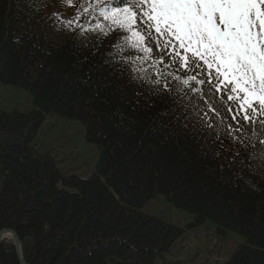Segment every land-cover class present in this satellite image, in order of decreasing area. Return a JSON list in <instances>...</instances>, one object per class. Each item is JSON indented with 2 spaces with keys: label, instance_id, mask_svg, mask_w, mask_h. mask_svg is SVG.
<instances>
[{
  "label": "trees",
  "instance_id": "trees-1",
  "mask_svg": "<svg viewBox=\"0 0 264 264\" xmlns=\"http://www.w3.org/2000/svg\"><path fill=\"white\" fill-rule=\"evenodd\" d=\"M98 8L97 0H0V85L32 98L28 111L0 109V230L15 231L28 264H178L156 261L184 241L189 256L208 220L242 238L219 264H264V173L235 163L242 148L235 133L223 135L227 120L201 144L161 127L167 97L137 104L123 55L129 36L110 20L90 24ZM144 59L132 58L133 72L151 67ZM52 114L79 121L98 149L89 175L59 170L75 159L69 140L35 147ZM156 195L191 215V227L143 212ZM0 264H19L11 239L0 242Z\"/></svg>",
  "mask_w": 264,
  "mask_h": 264
},
{
  "label": "snow or ice",
  "instance_id": "snow-or-ice-1",
  "mask_svg": "<svg viewBox=\"0 0 264 264\" xmlns=\"http://www.w3.org/2000/svg\"><path fill=\"white\" fill-rule=\"evenodd\" d=\"M125 3L104 0L90 24L110 20L126 30L131 50L123 55L135 102L167 97L170 110L160 113L167 118L161 127L201 138V144L218 137V124L227 120L223 135L235 133L242 148L235 163L264 173V0H151L141 24L135 22L140 9ZM137 53L150 68L132 71Z\"/></svg>",
  "mask_w": 264,
  "mask_h": 264
},
{
  "label": "rangeland",
  "instance_id": "rangeland-1",
  "mask_svg": "<svg viewBox=\"0 0 264 264\" xmlns=\"http://www.w3.org/2000/svg\"><path fill=\"white\" fill-rule=\"evenodd\" d=\"M0 86V109L6 111L16 109L25 112L32 107V98L27 91L19 87ZM48 122L52 123L50 128L47 127V124L45 125L47 129L44 135V128L41 130L37 139H35V147L44 152L55 148L53 142L55 140L58 143H61L62 140V144H66L69 140L73 148L76 149L74 153L75 159H66L58 163L59 170L63 173L79 176H87L92 173L99 157V151L95 145L86 141L83 135L82 124L77 120L55 117V114H52V122L51 120H48ZM61 157H64V155ZM142 211L180 228H190L193 222L191 215L174 207L159 195L149 200L142 208ZM211 223L208 220L202 223L205 226V233L203 236H198V239L190 244L189 256L182 253V250L187 247H185L186 243L184 241L180 242L172 250H170V246L167 251L162 253V259H158L156 263L165 261L178 264H219L220 259L226 253L231 252L241 244L242 238L236 234L234 236L231 233H227L226 235L216 233L215 228H213L214 224L212 223V225ZM215 227L217 228V226Z\"/></svg>",
  "mask_w": 264,
  "mask_h": 264
},
{
  "label": "water",
  "instance_id": "water-1",
  "mask_svg": "<svg viewBox=\"0 0 264 264\" xmlns=\"http://www.w3.org/2000/svg\"><path fill=\"white\" fill-rule=\"evenodd\" d=\"M6 237L12 238L14 251H15V254H16V257H17L19 264H28L22 258L21 251H20V239L17 236V234L15 233V231H13L11 229H6V228L1 229L0 230V241Z\"/></svg>",
  "mask_w": 264,
  "mask_h": 264
}]
</instances>
